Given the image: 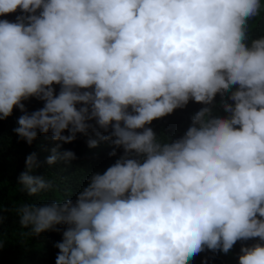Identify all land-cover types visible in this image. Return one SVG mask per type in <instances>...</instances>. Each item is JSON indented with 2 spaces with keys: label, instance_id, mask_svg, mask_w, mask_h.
<instances>
[{
  "label": "clouds",
  "instance_id": "clouds-1",
  "mask_svg": "<svg viewBox=\"0 0 264 264\" xmlns=\"http://www.w3.org/2000/svg\"><path fill=\"white\" fill-rule=\"evenodd\" d=\"M17 11L0 19V120L19 109L29 145L91 129L89 148L122 150L74 201L20 203L25 235L62 227L55 264H191L248 240L238 264H264V36L250 37L264 0H0V16ZM190 100L202 107L181 137L149 127ZM38 166L26 157L19 191L54 190Z\"/></svg>",
  "mask_w": 264,
  "mask_h": 264
},
{
  "label": "trees",
  "instance_id": "trees-1",
  "mask_svg": "<svg viewBox=\"0 0 264 264\" xmlns=\"http://www.w3.org/2000/svg\"><path fill=\"white\" fill-rule=\"evenodd\" d=\"M19 11L0 16V19H7L15 22ZM253 27L250 37L257 39L264 36V15L251 22ZM59 91V86H54ZM220 96L214 100V114L224 116L222 108L219 107ZM26 110L31 113L43 106V102L36 98H29L23 101ZM202 107L201 104L189 101L183 108H178L173 113L153 120L149 127L157 136L177 139L181 137L191 123V117ZM17 108H13L12 115L0 120V239L3 246L0 247V264H55L58 249L54 244L61 241V231H46L38 236L25 235L29 229H22L19 224V217L15 214V208L22 202L39 205L49 203L52 200L76 198L77 192L87 185L88 177L94 172H103L111 166L115 159L122 153L117 149V156H109L113 150L110 142L100 141L95 148H89L87 141L97 139L95 133L90 129L87 135L77 134L76 139L71 143L53 141L51 133L40 134L27 144L14 133L17 127V119L22 115ZM94 123V122H92ZM98 131H101L98 129ZM67 135L68 133H63ZM106 135L107 133H103ZM59 145V147H57ZM56 148L57 153L62 155L65 151H72L75 159L57 161L49 165L47 158L52 155V149ZM35 154L38 167L30 173L33 176H44L53 181L54 190L41 192L29 196L26 191H19L17 179L24 172L26 157ZM256 240L238 241L228 254L220 251L205 250L196 255L191 264H238V255L242 245L250 246Z\"/></svg>",
  "mask_w": 264,
  "mask_h": 264
}]
</instances>
